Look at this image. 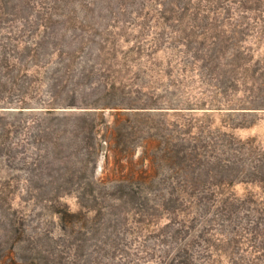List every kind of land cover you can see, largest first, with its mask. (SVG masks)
<instances>
[{"label":"rangeland","instance_id":"374dc122","mask_svg":"<svg viewBox=\"0 0 264 264\" xmlns=\"http://www.w3.org/2000/svg\"><path fill=\"white\" fill-rule=\"evenodd\" d=\"M0 264H264V0H0Z\"/></svg>","mask_w":264,"mask_h":264}]
</instances>
